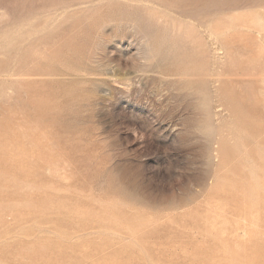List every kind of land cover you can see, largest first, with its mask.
I'll use <instances>...</instances> for the list:
<instances>
[{"label": "rangeland", "instance_id": "1", "mask_svg": "<svg viewBox=\"0 0 264 264\" xmlns=\"http://www.w3.org/2000/svg\"><path fill=\"white\" fill-rule=\"evenodd\" d=\"M2 48L0 264H264V0H0Z\"/></svg>", "mask_w": 264, "mask_h": 264}, {"label": "bare ground", "instance_id": "2", "mask_svg": "<svg viewBox=\"0 0 264 264\" xmlns=\"http://www.w3.org/2000/svg\"><path fill=\"white\" fill-rule=\"evenodd\" d=\"M30 36H31V33L30 32H28V36L26 37V39L27 40H29V39H31L30 38ZM145 47H144V49H143V53H144V55H142V58L143 57H149L151 54H152V52H153V44L150 42V41H146L145 43ZM22 45H23V41H19L18 42V48H17V53H18V49L20 48V47H22ZM4 50V48H2V49H0V51H3ZM12 75H18V74H20V75H23V73H11ZM2 75V72H0V76ZM10 76V74H8V77ZM18 78V77H17ZM21 79H23V78H18V81H20ZM14 80H17V79H10V78H4V79H0V98H2V96H3V94H4V84L5 83H7V82H13Z\"/></svg>", "mask_w": 264, "mask_h": 264}]
</instances>
